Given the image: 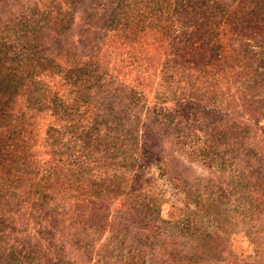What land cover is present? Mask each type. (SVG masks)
I'll list each match as a JSON object with an SVG mask.
<instances>
[{
    "label": "rangeland",
    "instance_id": "374dc122",
    "mask_svg": "<svg viewBox=\"0 0 264 264\" xmlns=\"http://www.w3.org/2000/svg\"><path fill=\"white\" fill-rule=\"evenodd\" d=\"M77 1L0 0V113L20 159L0 191V264H171L173 247L264 264V203L250 206L264 202L263 51L213 20L223 57L206 44L190 60L201 0H126L135 20L92 27Z\"/></svg>",
    "mask_w": 264,
    "mask_h": 264
},
{
    "label": "trees",
    "instance_id": "16d2710c",
    "mask_svg": "<svg viewBox=\"0 0 264 264\" xmlns=\"http://www.w3.org/2000/svg\"><path fill=\"white\" fill-rule=\"evenodd\" d=\"M187 1V0H186ZM79 3V4H78ZM130 3L125 2L122 3L121 0H110V2H106V0H78L76 5L82 6V10L86 20L88 21L85 26L92 27L96 22L100 23V21L108 22L109 18H112L115 23H120V19L128 17L127 21L131 18L135 20L134 16L130 14L132 11ZM200 5L202 8L196 16L190 19H196V33H193L189 38L188 42L191 46L195 48L193 50H189L190 60L191 57L196 59V63H199L203 57H213L215 56V51L218 52V57H223L225 50V40H219L221 34L235 32L238 29L243 28L244 33L242 36H246L249 41V46L253 48H259L263 51L262 59H264V0H201ZM187 9V7H186ZM188 15L193 14L187 12ZM213 20L217 21L218 25H222L225 27L223 33H216L212 29H210L211 22ZM222 22V24H221ZM189 28V27H186ZM90 32V31H89ZM141 33V30L137 33L134 32L133 36L130 40L128 38L124 39L122 47H126L129 50H137V48L133 47V42L138 39V34ZM206 35L208 38H206ZM187 30L182 33L181 39L187 37ZM242 36H240L242 38ZM160 41V48L162 47L167 49V51L171 47V40H166L162 38ZM220 43V44H219ZM210 45L211 53L205 54L202 58H200L201 51L204 50L205 45ZM219 44V45H218ZM218 45V46H217ZM11 47H14L13 44H10ZM13 49V48H12ZM164 50V49H163ZM15 51V50H14ZM166 52V50H164ZM193 51H196L192 53ZM140 53V57L142 59L147 58L148 53L145 48L142 46L137 51ZM15 53V52H14ZM170 51H168L167 56ZM14 60V56H13ZM193 61V60H192ZM19 65V64H18ZM12 71L15 72L14 67L12 66ZM263 69V68H261ZM258 70H253V73L256 74ZM10 72V73H11ZM8 74L7 78H11V74ZM14 84V83H13ZM13 84H8V86H12ZM9 88V87H8ZM224 92V91H223ZM10 115L5 113H0V191L5 189L6 186H10V188L15 187V183H18V179L14 180V172L17 171V167L19 164V157L16 155H12V150L17 149L19 146H9L10 142L17 139L16 132L17 126L15 129L10 131L11 126H7V120ZM0 192V198L2 199V194ZM264 202L262 200H258L256 197H252L250 199V206L255 207L256 209L260 208V205ZM206 212H208L207 208H204ZM206 221L212 225H216L217 227H223L221 222L215 218H204ZM215 226V227H216ZM214 227V228H215ZM219 230H213V232L221 233ZM223 231V230H222ZM222 234V233H221ZM154 244L157 245V248L162 249L164 247V243L155 240ZM219 246L225 247V243L219 242L217 243ZM176 248H170L167 250L166 248L163 250L164 255H168V258L165 261L170 262L171 264H191L188 260H182L175 252ZM170 251V252H169ZM262 254V253H261ZM229 255L228 257H230ZM202 260H205L202 258ZM185 261V262H184ZM231 262V260H229ZM208 264H211V260L208 261ZM233 264V263H232Z\"/></svg>",
    "mask_w": 264,
    "mask_h": 264
}]
</instances>
